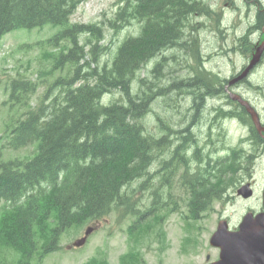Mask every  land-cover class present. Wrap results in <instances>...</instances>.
<instances>
[{"label": "trees", "instance_id": "1", "mask_svg": "<svg viewBox=\"0 0 264 264\" xmlns=\"http://www.w3.org/2000/svg\"><path fill=\"white\" fill-rule=\"evenodd\" d=\"M84 1L0 0V36L15 29L61 26L37 45L53 48L44 50L52 63L44 73L68 65L65 75L55 78L37 103L32 102L37 83L20 74L8 86L6 141L13 148L35 145L33 157L26 160H3L0 152V247L11 252L14 264H34L33 258L41 260L58 248L66 229L111 213L159 216L157 203L164 207L169 202L156 199L154 183L161 179L163 189L166 185L153 166L155 151L169 142L177 147L170 154L172 161L180 163V149L193 140L167 128L169 111L185 107L177 104L182 91L193 99L185 108L200 109L206 98L203 87L219 82L218 77L201 72L199 52L194 62L179 58L186 69L183 76L168 71L163 52L185 40L180 37L183 26L193 12L204 9L201 0H119L108 26L118 32L136 23L139 29L118 44L110 64L100 59L109 48L102 42L106 36L102 24L71 22ZM64 40L70 46L61 43ZM187 62L191 63L188 69ZM114 91L122 101L104 103V95ZM160 99L166 104L162 115L151 106L152 101L158 106ZM153 112L156 119L149 118L167 130L165 136L163 131L161 137L154 135L145 125L146 113ZM172 133L179 136L174 143L169 140ZM206 169L211 177L212 168L207 167L182 184L190 190L187 205L193 217L220 193L218 181L205 178Z\"/></svg>", "mask_w": 264, "mask_h": 264}, {"label": "rangeland", "instance_id": "2", "mask_svg": "<svg viewBox=\"0 0 264 264\" xmlns=\"http://www.w3.org/2000/svg\"><path fill=\"white\" fill-rule=\"evenodd\" d=\"M233 1L237 6L241 14L235 13L228 8L226 2ZM208 0L211 4H217L221 8L212 12V10L206 9L205 12L200 11L201 15H193L189 22H193L197 31L195 32V50L200 52L205 43L206 35L213 29L211 19L216 15L218 16L219 26L223 29L228 28V32L233 29L232 17L228 14L229 11L234 12L237 17H239V25H243L245 28L249 24L257 22V17L264 15V0ZM119 0H86L79 4L77 9L72 15V22L86 23V22H100L104 27L106 32V37L102 41L105 46H109L105 53L101 54V63L108 62L111 63L113 58V53L121 41L130 33L137 34L138 26L136 23H132L126 27L120 28L118 32L108 26V18L114 17L117 9L119 8ZM245 11H247V16L245 17ZM187 25L188 22H186ZM260 23V22H258ZM264 23V22H263ZM251 27V26H250ZM62 27L46 25L43 27H36L31 30L28 29H16L7 32L0 39V137L1 139H6L5 136V122L8 120L9 116V90L8 86L12 78L18 77L20 74L25 76V78L37 83L39 86L35 94L33 95L32 102L37 103L42 98L44 92L47 90L49 85L55 78L65 75L68 65H65L62 71L57 70L55 73H44L48 71L52 63L50 59L44 55V50H52V47L47 45H37L39 42L45 41L47 38L57 33ZM230 28V29H229ZM258 38V34L254 35ZM180 37H186L185 34L180 35ZM186 40H179L177 46L167 49L164 53L168 57V71L174 73L179 72L180 76L186 74V69L182 68L180 57L187 52L188 48L186 46ZM66 46H70L68 40L61 42ZM89 49V47H88ZM220 56V55H218ZM221 57L213 60L211 62L212 66L221 67L225 70L228 64L225 63ZM144 70L140 73L141 78L145 76ZM253 81L259 82V84L264 87V64L259 67L257 74L252 79ZM139 81V80H138ZM137 81H135L136 83ZM138 86V84L136 85ZM187 94L180 92L178 98L181 101L187 100ZM121 99V94L118 91H114L111 94H107L104 97V101ZM4 102H6L4 104ZM152 108L163 114L166 104L164 99L158 101V106L155 101L151 103ZM170 117L168 118L167 127L169 130L172 128H182L183 124H186L187 120H203L207 118L206 115V103L203 102L200 109L190 110L185 108L179 115L169 111ZM207 124L205 120L204 125ZM145 125L148 127L150 132L154 135L158 133V126L153 122L148 113L145 115ZM168 125V126H169ZM203 125V126H204ZM171 128V129H170ZM203 127L202 129H204ZM167 131V130H166ZM185 133V132H184ZM186 134V133H185ZM186 137L192 138L190 134H186ZM0 139V152H2L3 160H24L32 156L35 147L28 145L24 148H11L4 145L5 141ZM193 139V138H192ZM236 139V134L232 133L230 135L229 141L232 143ZM195 141V140H193ZM197 143L195 141V147L198 144L203 143V138L201 137ZM191 146V145H190ZM207 148V147H205ZM189 147L185 149V158L195 157L193 153V148L189 150L188 155L186 154ZM158 152V151H157ZM173 150L164 149L162 153L157 154L153 160V166L157 167L162 179L167 185L172 182V174L174 170L179 172L180 178L178 183L182 184V174L183 170L179 168L172 169L165 167V163H169L172 159L170 154ZM207 151L203 150V153ZM182 154V149L180 150ZM202 156V150H199L197 157ZM166 158L168 160H166ZM162 164V165H161ZM166 168V170L163 169ZM193 167L194 166L193 164ZM138 185V183H135ZM175 188V187H174ZM172 189V191L174 190ZM161 194L157 197L160 199L163 196L170 198L172 196L171 192L163 186L160 188ZM178 192V190L176 191ZM176 192H173L175 196ZM176 197V196H175ZM186 204V203H185ZM185 209L182 211L185 213L188 210V206H184ZM237 208V207H236ZM239 209V207H238ZM231 209L228 210L230 214ZM219 215V204L218 201L213 202L212 206L202 213L199 220L195 222H187L182 218L181 214L177 212L166 213L165 218L160 224L151 225L147 236H142L139 240L138 236L135 238L132 235L131 240L128 234V227L133 223V218H127L122 221H117L113 214L109 217L103 219L98 225H95V230L92 231L88 237L84 246L78 249L72 248V243L74 240L83 236L85 229L90 225L95 223H84L80 227H71L66 229L60 239L58 250L52 251V249L43 256L41 260L38 257L33 258L30 262L34 264H83L87 259L92 256H100L105 259L107 264H115L117 262L118 256L121 252L126 251L129 247H139L141 252H147L144 256L145 260L143 262L151 264H206L207 255L210 256V260H216L219 256L217 249L211 247L209 243V237L216 230ZM191 224H195L192 227ZM190 229V230H189ZM192 235L195 242H189L191 246L189 250L183 247L184 241L187 240L188 236ZM138 239V241H137ZM144 246V248H142ZM0 264H14L15 257L11 255L9 251H6L0 247ZM147 258V259H146Z\"/></svg>", "mask_w": 264, "mask_h": 264}, {"label": "flooded vegetation", "instance_id": "3", "mask_svg": "<svg viewBox=\"0 0 264 264\" xmlns=\"http://www.w3.org/2000/svg\"><path fill=\"white\" fill-rule=\"evenodd\" d=\"M205 1L208 2V0ZM259 2L261 3L260 0ZM226 4L236 14L241 13L233 1L226 2ZM207 6L212 12L221 8L211 3ZM234 12H228L234 19L232 31L228 32V28L223 29L215 23V15L211 19L213 29L206 35V41L199 55L195 50L194 41L190 39L187 52L181 56V59L187 58L188 61L194 62L193 58L197 57L195 54L198 55L202 62L200 70L204 76L218 77L223 81L222 85L214 83L202 89V93L206 96L204 102L207 118L199 121L187 120L186 124L182 125L183 128L178 131L190 134L197 143L201 137L203 138V146L198 144V149L203 151L206 146L210 147L207 149L205 159L215 158L213 157L215 153L219 157L220 211L218 223L222 222L229 231L234 232L236 235L233 237L236 240L251 238L250 242L254 243V238H256L258 243L264 244V87L252 80L259 67L264 64V52L261 61L248 72L247 76L230 83L231 79L246 69L258 44L264 41V23L255 22L244 28L242 24L237 23L238 18ZM244 13L246 17L247 11ZM196 14L198 15L197 12ZM255 34H258V38L254 36ZM191 35L195 33L191 31ZM218 57L226 60L225 63L230 67L227 72L222 66L211 65V62L217 60ZM190 64L187 62V69ZM238 97L247 101L251 105V110L241 104L237 100ZM205 120L207 124L204 125ZM203 127L205 128L202 129ZM232 133L236 134V139L231 143L229 138ZM174 137L177 138V136H171V139ZM211 141L213 144L210 146ZM194 147L193 143L189 146V150ZM212 152L213 155L210 154ZM226 152L229 154L225 156ZM234 155L236 161L233 165H235L225 166L226 159L234 158ZM244 185H248L251 191L248 196L239 193V189ZM229 209L232 212L228 215ZM249 213L252 216L249 221H245ZM215 249L219 252L218 248L215 247ZM123 253L124 251L119 255ZM115 264L136 263L122 262L118 256ZM139 264L151 263L140 262Z\"/></svg>", "mask_w": 264, "mask_h": 264}, {"label": "water", "instance_id": "4", "mask_svg": "<svg viewBox=\"0 0 264 264\" xmlns=\"http://www.w3.org/2000/svg\"><path fill=\"white\" fill-rule=\"evenodd\" d=\"M258 57L259 54L254 58L253 62ZM226 230V226L219 225L211 238V243L221 246L222 250L220 259L210 264H264L263 243H258L259 241L256 238H254V243L250 242L251 238H239L236 240ZM91 231L92 228H87L85 237L78 239L75 245H82ZM241 240L245 242H240Z\"/></svg>", "mask_w": 264, "mask_h": 264}, {"label": "bare ground", "instance_id": "5", "mask_svg": "<svg viewBox=\"0 0 264 264\" xmlns=\"http://www.w3.org/2000/svg\"><path fill=\"white\" fill-rule=\"evenodd\" d=\"M203 3H204V9L203 10H201L202 12H205L206 11V9L208 8V6H207V3H206V1L204 0H201ZM261 4V3H260ZM262 5V4H261ZM192 10V9H191ZM196 12L197 13H200V11H195V12H193V14L191 15V17L190 18H192L193 17V15L195 14V15H197L196 14ZM198 15H201V14H198ZM189 18V19H190ZM261 20H263V21H261ZM258 22H260V23H263L264 22V15L263 16H258L257 17V22L256 23H258ZM188 24L189 25H187V23L183 26V31H182V34H185L186 35V37H184L185 38V40L186 39H192L193 41H194V46H195V40H194V36L193 35H191L190 36V32L191 31H193L194 33L197 31V29H196V27H195V25L193 24V22H188ZM187 40V41H188ZM261 45H264V41L263 42H261L260 43ZM176 45H174V46H171L170 48H173V47H175ZM167 49H169V48H167ZM167 49H165V50H163V52H165ZM166 55V54H165ZM143 71V70H142ZM237 100H239L240 102H242L243 100H241V98H237ZM247 108H248V106H247ZM192 110V109H191ZM194 111V110H193ZM144 123H145V120H144ZM148 128V127H147ZM183 128V127H182ZM149 130V129H148ZM164 130H166V129H164ZM150 131V130H149ZM183 137H186V134H184V133H182V131H178ZM152 133V132H151ZM155 140L156 141H161L162 139L161 138H156L155 137ZM194 143V145H195V141H191V145ZM160 146V148H158L157 150H156V153H158L159 152V154L160 153H162V151L164 150V149H171V150H173V152L174 151H176V146H174V145H172L171 143H167L166 142V144L165 145H159ZM190 146V144L187 146V148ZM200 146L202 147L203 146V143L202 144H200ZM206 147H208V146H206ZM187 148H184V149H182V154H181V158H182V160H181V162L180 163H178V162H176V161H172V159L169 161V163H165V167H167L168 169L169 168H171V170L172 169H175V168H179V169H182L183 170V174H182V179H180L181 180V182H182V184H185V182H186V178H189L192 174H194V173H198L199 172V170H203V169H205V168H207V166L213 161V159L214 158H212V157H210V158H208V159H205L207 156H206V154L207 153H203V151H202V156L201 157H197V153H198V151L199 150H201V149H198V147H194L193 148V153H195V157H193V158H185V156H184V153H185V149H187ZM180 149V150H181ZM158 151V152H157ZM187 151V155H188V153H189V150H186ZM157 155V154H156ZM170 158H172L171 156H170ZM234 161H236V158H235V155H234ZM166 160H168L167 158H166ZM205 160V161H204ZM195 163H197V165H195ZM193 164H194V166H196V167H193ZM156 165H157V167H158V163H156ZM235 165V164H234ZM233 165V166H234ZM158 169H161V168H159L158 167ZM163 169L164 170H166V168H164L163 167ZM159 172H161V171H159ZM189 176V177H188ZM156 199H157V201L159 202V199H158V197L156 196Z\"/></svg>", "mask_w": 264, "mask_h": 264}]
</instances>
